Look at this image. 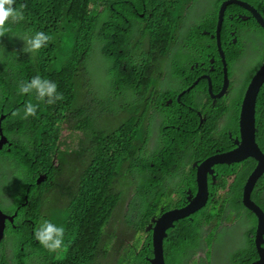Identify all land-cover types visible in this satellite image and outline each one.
Segmentation results:
<instances>
[{"label":"trees","instance_id":"obj_1","mask_svg":"<svg viewBox=\"0 0 264 264\" xmlns=\"http://www.w3.org/2000/svg\"><path fill=\"white\" fill-rule=\"evenodd\" d=\"M251 1L258 6L257 0ZM190 3L191 0H16L15 6H27L25 19L16 24L9 22L7 26L11 31L0 37V117L4 115L1 127L11 144L0 151V207L15 217L13 223L7 221L6 237L0 244V264L144 262L143 256L136 254L144 224L130 216L127 203L125 205L129 191L118 188L126 187L125 177L115 169L124 157V163L138 158L148 145V113L162 94V91L152 90V83L156 86L162 74L157 67L158 58H166L173 47L171 26L183 22V13L191 7ZM229 24L231 20L225 19L221 42L225 54L234 60L231 55L241 56L242 53L238 50L239 44L232 46L229 42ZM37 31L53 39L38 52H24L22 38ZM90 40L101 47L103 60L110 64L111 76L114 68L110 54L113 53L115 60L134 59L133 65L128 67L134 73L132 78L117 79L115 86L122 91L131 87L138 100L130 102L131 112L112 129H92L90 112L80 97H94L87 69ZM211 43L212 50L198 47L196 51H214L218 71L222 57L218 58L217 42ZM261 62L259 60L258 66ZM150 63L155 67L146 76L145 65ZM257 67L253 72L259 69ZM36 75L54 81L64 99L48 105L37 102L34 94H19V84ZM29 100L39 103L36 115L22 119L21 111L20 116L14 117L12 113L22 110ZM75 114L76 117L68 120ZM256 119L258 141L264 146V86L257 100ZM65 130L69 133H64ZM62 134L66 136L62 145L67 151L59 147ZM71 146L73 151L69 150ZM74 156L77 164L73 169L85 166L75 175L66 173L65 177L72 178L64 179V164ZM133 172L138 177L145 173L136 169ZM12 174L19 178L17 186ZM39 175L46 178L38 183ZM156 177H159L156 184H163L164 175L160 172ZM154 178L145 174L140 180V190L133 189L134 198L137 192L140 194L134 204L144 200V192L151 190ZM134 182L137 183V179ZM263 189L264 179L254 192L255 199L262 198ZM234 192L241 196L242 187ZM3 193H11L16 205L11 201L5 203ZM44 220L65 228L64 247L57 252L50 253L35 239V229ZM209 221L217 223L213 216ZM184 228L191 230L195 226ZM183 233L182 230L177 242ZM214 235L215 229L205 246L211 245ZM196 236V242L200 243L197 232ZM121 246L123 255L118 257ZM176 249L184 251L182 247ZM239 264H242V256Z\"/></svg>","mask_w":264,"mask_h":264},{"label":"flooded vegetation","instance_id":"obj_2","mask_svg":"<svg viewBox=\"0 0 264 264\" xmlns=\"http://www.w3.org/2000/svg\"><path fill=\"white\" fill-rule=\"evenodd\" d=\"M225 1L227 0H191V7H187L183 13V22L172 24L173 47L166 54L168 57L158 58L157 67L162 74L156 86L152 83V90L157 89L162 91V94L158 102L154 100L155 104L148 113V145L138 158L133 157L132 161L124 163V157L121 162L128 173L124 181L126 187L123 188H140V180L145 174L155 176L151 190L144 192V200L138 204H134L136 198H129L127 201L132 219L144 224L141 245L136 250L137 255L143 256L142 264H151L150 260L154 257V232L158 218L166 211L185 207L198 195V166L207 158L237 149L242 139L241 106L247 87L258 71L253 70L258 66L259 60L262 62L257 68L264 64V29L250 10L239 5L237 7L236 4L228 6L222 27L225 19L231 20L229 42L232 46L239 44L238 50L242 54L231 55L235 57L232 60L223 51L225 58L223 61L219 55L222 64L217 71V56L214 51L202 53L196 50L198 47L212 50L211 41L218 42L217 23ZM240 1L253 5L264 18V0H257L258 6L251 0ZM130 27L137 28L135 25ZM222 27L220 41L224 38ZM146 58L148 57L144 59ZM224 87L225 94L221 96ZM83 99L90 112L92 129L99 125L104 126V123L98 122L93 98ZM126 111L127 109L116 113L106 112L104 115L120 116L125 115ZM76 114L68 120H72ZM63 136L64 134L59 147L62 151H67L66 146L62 145ZM256 139L264 152V146L258 141V128ZM69 150L73 151L74 147L71 146ZM76 164L75 156L64 164V179L72 178L65 177L66 173L75 175L85 166L73 169ZM257 164V161L250 157L240 162L216 164L211 168L212 172L206 175L205 204L190 215L175 219L172 227L166 231L163 240L166 264H239L241 256L242 264H253L262 259L260 252H264V234L258 239L257 216L243 202L245 185ZM133 169L145 173L139 177L134 176ZM160 172L165 179L163 184L157 185L159 177H156V174ZM12 177L14 183L18 177L13 174ZM261 178L253 189L251 198L264 210V189L261 191L262 198H254V192L264 179V174ZM135 179L137 183L134 182ZM13 187L16 189L14 185ZM239 187H242L241 196L234 192ZM118 188L122 189V186ZM2 195L6 201L16 205L11 193ZM210 216L217 219L219 226L236 234L237 246L228 260L216 261L214 248L204 245L214 224L209 221ZM185 226L195 228L186 230ZM182 230L184 233L177 242ZM196 232L200 243L196 242ZM178 247H182L184 251L179 252L176 249Z\"/></svg>","mask_w":264,"mask_h":264},{"label":"water","instance_id":"obj_3","mask_svg":"<svg viewBox=\"0 0 264 264\" xmlns=\"http://www.w3.org/2000/svg\"><path fill=\"white\" fill-rule=\"evenodd\" d=\"M236 4L244 9L250 10L257 20L258 24L264 29V18L258 12V10L251 4L240 1V0H227L225 1L220 9L219 20L217 23V39L218 49L220 56L224 61L225 54L222 49L220 41V31L224 18L225 10L228 6ZM225 65V64H224ZM264 86V64L258 69L250 84L245 92L241 112H240V127H241V142L238 144L237 149L223 154H217L210 158H207L200 166H198V182L200 189L198 195L185 207L172 209L165 212L158 220L157 227L154 232V257L150 260L151 264H165L164 250H163V239L166 236V230L172 227L175 219L186 217L198 210L205 204L206 199V175L212 172L211 168L216 164L240 162L247 158H253L257 161V166L253 173L247 180L244 188V204L252 210L258 219V239L264 234V210L261 206L255 203L251 198V193L255 188L256 184L264 174V152L261 150L257 143V120H256V108L259 93ZM225 94V87L221 92V96ZM4 120V115L0 117V151L5 145L10 144L9 140L4 136V132L1 127V123ZM11 145V144H10ZM45 175H39L37 182L45 180ZM24 204V203H23ZM14 221V216L5 213L0 208V244L4 240L6 221ZM261 260L253 264H264V252H260Z\"/></svg>","mask_w":264,"mask_h":264},{"label":"clouds","instance_id":"obj_4","mask_svg":"<svg viewBox=\"0 0 264 264\" xmlns=\"http://www.w3.org/2000/svg\"><path fill=\"white\" fill-rule=\"evenodd\" d=\"M15 5H16V0H0V37H3L6 33L11 31V28L7 26L9 22H11L12 24H16L25 19L24 10L27 7L26 4H20L18 7ZM143 16L144 15L141 14V17ZM52 39L53 37L51 35L43 31H37L34 34L25 35L22 38L25 44L23 51L28 53L38 52L41 48L46 47ZM110 57H111L110 62L113 64V68H114L113 76H111L110 73L109 62L104 60L105 61L104 63L107 62L109 65L108 73H109V77L111 78L113 88L121 92H132L131 87H128L125 91H122L115 86V83L117 82V79L128 80L132 78L134 73L130 71L128 67L133 65L134 59L131 58L129 60H115L113 57V53L110 54ZM153 69H154V64L150 63V65L146 69V72L147 73L153 72ZM18 92L21 95H29V96H32L34 94L35 100L37 102H45L48 105L55 104L57 101L64 99L63 95L57 92V84L54 81L41 77L40 75H36L32 77L30 81L21 82L18 86ZM134 96L136 100H138L135 94ZM94 105H96L95 101H94ZM38 107H39V103L34 104L32 103L31 100H29L24 104L22 110L17 109L12 113V115L14 117L20 116L21 111H23V116L21 118L27 119L30 116L36 115ZM94 110L96 113V108H94ZM125 113H128V111H126ZM98 127H104V126L99 125ZM94 130H96V128ZM7 202L8 201H5V203ZM24 204L22 203V205ZM7 221H6V227H7ZM5 237H6V228H5L4 239ZM64 238H65V228L62 225L57 226L55 223L48 220H44L35 229V239L42 246H44L50 253L57 252L64 247Z\"/></svg>","mask_w":264,"mask_h":264},{"label":"rangeland","instance_id":"obj_5","mask_svg":"<svg viewBox=\"0 0 264 264\" xmlns=\"http://www.w3.org/2000/svg\"><path fill=\"white\" fill-rule=\"evenodd\" d=\"M101 47L99 44H95L94 40H90V55L87 60V69L91 79V89L94 93L93 100L96 102V105L93 107L96 108V114L99 117L98 122L104 123V126L108 129H111L118 124H121L127 117V115H120L114 117H106L105 115L99 116L103 112L107 113H116L118 111L127 109L128 112L131 110L128 108L130 102L135 100V96L132 92H121L113 88L111 78L109 77V65L104 63ZM83 98V97H82ZM83 99L82 103L86 107V102ZM102 117V118H101ZM64 133H69L65 131ZM143 138V137H141ZM65 139V134L63 136ZM116 173H123L126 178L127 168L122 163H118L115 169ZM15 186H17V182ZM123 188V187H122ZM129 191L126 194L125 205L129 198H134L135 193L133 189H126ZM125 190V191H126ZM140 188H137V191ZM140 196L139 192L136 193V198ZM219 222L212 224L211 230L215 229L214 238L211 240V247L214 248L215 260H228L230 254H232L233 249L237 246L236 234L232 230H227L222 226H219ZM123 246V245H122ZM122 246L120 250L121 257Z\"/></svg>","mask_w":264,"mask_h":264}]
</instances>
